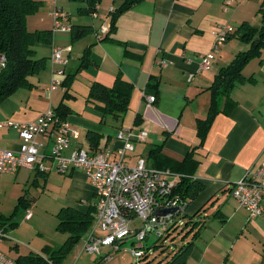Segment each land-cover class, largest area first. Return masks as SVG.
Returning a JSON list of instances; mask_svg holds the SVG:
<instances>
[{
	"label": "crops",
	"instance_id": "crops-1",
	"mask_svg": "<svg viewBox=\"0 0 264 264\" xmlns=\"http://www.w3.org/2000/svg\"><path fill=\"white\" fill-rule=\"evenodd\" d=\"M122 1L119 0V3ZM225 1L140 0L117 17L114 31L104 41L98 42L95 36L86 42L82 40L73 44L67 40L64 44L69 43L71 50L66 53L67 63L72 61L73 67L69 69L67 66L66 74L75 73L78 59L86 47L90 48L88 58L91 63L86 70L75 73L68 91L71 98L64 100L70 111L66 121L70 128L79 132V139L70 141L64 155L68 156L73 148L84 147L91 151L109 152L111 158L115 157L116 150L121 146L115 137L118 125L123 129H133L134 133L146 132L145 140H135L133 151L125 158L129 167L142 158L146 167L151 168L152 162L148 160L147 153L157 146H161V159L177 162H181L192 149V159L196 164L191 168V181L197 186L202 185V188L194 199H188L184 214L194 217L203 210L194 219L204 224L194 240L191 239L193 232L182 240L183 244L192 240L188 263L264 264V206L259 216L250 218L232 200L234 198L228 190L264 158V48L260 56L252 59L242 71L244 78L252 80L236 84L230 93L236 102L234 109L229 115L215 117L201 147H198L196 134V122L205 119L208 113L210 93L207 88L214 75L238 52L248 48L247 44L231 37L215 54L210 69L198 71L201 56L209 53L214 46V29L221 25L247 22V15L253 11L247 3L249 0H240L224 12ZM261 1L256 0L259 4ZM119 5L109 6L102 17L98 14L100 20L104 18L103 22L108 23L109 8ZM100 10L98 7L97 13ZM44 28L41 30H51ZM52 41L50 45L37 46L47 52V59L51 48L59 43L56 37ZM47 62L42 73L28 78L32 85L30 90H18L2 101L0 122L25 124L35 120L46 107L55 108L58 105L63 91L59 89L47 93L49 59ZM162 62L165 66L161 65ZM117 73L133 87L128 110L121 124L114 120L101 122L100 113L86 102L89 87L93 82L111 87ZM189 75L193 77L187 81ZM145 95L155 96L154 103L148 105ZM136 115H139L140 123L135 127ZM89 131L101 136L96 150H92L86 140ZM39 141L46 143L45 152L48 153L50 142L44 138H39ZM20 143L14 128L0 129V148L17 151ZM136 149L139 152L133 155ZM47 163L51 166L50 162ZM32 173L35 176L36 172ZM64 175L72 178L71 183L77 182L78 198L84 201L78 199L79 205L76 201H67L70 203L62 207L86 212L95 200L87 177L79 169H72ZM222 198L226 199L221 204ZM213 205L219 222L207 223L205 212ZM103 249L107 254L108 249ZM20 255H27V252ZM110 263L125 264L123 260Z\"/></svg>",
	"mask_w": 264,
	"mask_h": 264
},
{
	"label": "built area",
	"instance_id": "built-area-1",
	"mask_svg": "<svg viewBox=\"0 0 264 264\" xmlns=\"http://www.w3.org/2000/svg\"><path fill=\"white\" fill-rule=\"evenodd\" d=\"M245 1V0H242ZM241 1V2H242ZM235 0H226L222 10L226 12L234 5ZM98 5L95 7L93 18H97ZM114 7H110L109 12ZM53 28L61 32H69L70 26L66 24L65 15L55 9L52 14ZM63 19V20H62ZM61 20V21H60ZM107 20V18H106ZM108 23L101 25L96 34L99 40L107 32ZM229 25L217 26L214 29V46L212 50L202 55L198 71H208L215 54L226 43L227 38L234 33ZM59 47L51 48L50 62L53 66L52 79L47 87V93L59 90L63 81L64 68L67 64V54ZM5 54H0V72L5 68ZM161 65L165 66V62ZM60 66L63 69H54ZM189 75L187 81L192 79ZM147 104L154 103L155 96L145 95ZM14 128L20 137L21 143L17 151H0V173H15L19 169H26L36 173H50L55 171L66 174L72 169L83 171L89 184L94 190V222L101 234L94 230L88 231L83 251L89 255H96L103 261L110 260V254L118 251L121 243L134 236L138 244L137 249L131 250L134 258L142 254L140 242L147 233L159 237L163 231L172 224L174 215L183 212V205L171 191L175 185L176 177L168 171L148 169L145 161L139 158L134 166H127L125 158L133 151L134 141L143 142L146 132L134 133L133 129L120 128L116 132V140L121 146L116 150L115 157L111 158L109 152L101 150L91 151L84 147L73 148L68 156L64 152L70 147L71 140L79 139L78 130L70 128L67 121L60 122L55 117L52 108L41 113L37 118L25 124L11 121L0 123L1 128ZM44 138L50 142L49 152L46 153V143L39 141ZM47 162H50L51 166ZM170 177L175 181L170 182ZM230 194L235 201L248 213L250 218L259 216L264 206V158L255 169L246 172L242 180L230 186ZM177 208L174 214L161 215L165 209ZM28 211L25 219H30ZM138 221V226L133 224ZM4 233L0 230V241ZM108 249V253L101 256V249ZM0 264H17L0 250Z\"/></svg>",
	"mask_w": 264,
	"mask_h": 264
},
{
	"label": "trees",
	"instance_id": "trees-1",
	"mask_svg": "<svg viewBox=\"0 0 264 264\" xmlns=\"http://www.w3.org/2000/svg\"><path fill=\"white\" fill-rule=\"evenodd\" d=\"M70 1L83 3L85 7L79 8V11L87 12L92 18L93 13H95V7L96 5L99 6L100 2V0ZM139 1L123 0L118 7H114L113 11L107 15V32L97 41H104L114 31L117 17ZM41 6V0H0V54H5L6 57L5 68L0 72V104L17 90L21 88L30 89L32 85L28 78L38 75L46 67V58H36L34 47L36 45H50L52 43V30L29 32L25 29V18L28 15L36 14ZM257 14L261 18L259 27L252 28L248 26L247 22H242L234 29V33L227 38L228 41L231 37H235L247 44L248 48L245 51L238 52L226 66L221 67L214 75L211 85L207 88L210 93L208 113L205 119L196 122V134L199 139L198 147L204 144L205 137L215 117L219 114L229 115L236 106V102L230 97L235 85L252 80V78H244L242 71L252 59L260 56V52L264 48V0L261 1ZM92 31L93 28L90 25H71L69 31L70 40L71 42H76L88 36ZM96 34L97 32L94 33V36ZM89 49V47L84 49L80 57V67L91 63L88 58ZM260 63H262V60ZM115 77L111 87H106L98 82L91 83L86 102L100 113L101 122L106 117H110L116 123L121 124L128 110L133 87L122 79L120 73H117ZM73 78L74 74H67L65 79L61 81V86L63 87L62 99L55 108H52L55 117L60 122H65L70 114L68 107L64 104V100L71 98L68 91ZM139 123L140 117L136 115L133 125L136 127ZM120 128L121 126L118 125V129ZM100 139L101 136L97 133L87 132L86 140L92 150L98 148ZM160 148L161 146H157L148 151V160L152 162L150 167L153 170L168 171L176 177L171 196L177 197L184 207L183 212L175 214L172 224L157 237L158 240H161V244L153 243V246L146 249H143L140 244L142 254L138 259V263L189 264L188 255L192 247V240H194L204 224L203 221H197L194 218L200 216L203 210L194 217L186 216L184 211L188 205V199H194L198 192L201 191L202 185L197 186L195 182L191 181V168L196 164V161L192 159V149L186 153L181 162H177V160L161 159ZM37 175L43 176L45 179V174L36 173L35 176ZM226 187L229 188V186ZM25 196L26 193L19 197V205L26 201ZM93 213L94 209L92 206L86 212H80L71 207H61L56 214L58 219L56 229L67 234L62 245L57 250H54L49 257H43L37 253H29L27 255H19L15 262L17 264L60 263L68 251L78 243L89 229L92 224ZM180 222H183V224L181 225ZM191 233L192 240L184 243L178 249L172 248L173 250H171L170 246L164 245L168 239L181 235L183 240ZM160 254L164 258L156 261V257Z\"/></svg>",
	"mask_w": 264,
	"mask_h": 264
},
{
	"label": "rangeland",
	"instance_id": "rangeland-1",
	"mask_svg": "<svg viewBox=\"0 0 264 264\" xmlns=\"http://www.w3.org/2000/svg\"><path fill=\"white\" fill-rule=\"evenodd\" d=\"M41 1L42 6L38 10V12L33 15H28L25 18L26 31L31 32L35 29L41 30L43 27H45L44 29H51L52 40H54V38L56 37L59 42L54 46L60 47L65 51L69 50L70 52L71 50L69 43L73 44L82 40H85L86 42L87 40L92 39L94 33L99 32L101 25L104 23V18H101L100 20L99 15H101L102 17V15H104L103 11L107 10L109 6H117L120 4L119 0H114V2H112V0H100L99 7L101 8V10L97 13V15H99L97 18H92L87 12L85 13L79 11V8L85 7L83 3H75L70 0ZM236 2L239 3L240 0H237ZM247 3L249 4L250 9L253 8V11L250 12L251 15H247V24L252 28L259 27L261 18L260 15L257 14V10L259 9L260 4L256 2V0H249L247 1ZM55 9L59 10L61 12V15H65L67 20L66 24L68 26L93 25L92 27H94V30L88 36H85L84 38L77 40L76 42H71L69 32H61L53 28L52 14L54 13ZM240 24L241 22H238L237 24L232 23L231 26L233 28H237ZM47 26H49V28H47ZM67 40H69V43L64 44ZM238 41L242 42L240 40ZM37 46L38 45L34 47L36 58L45 57L47 55V52H45L43 49H39ZM50 55L48 59H50ZM48 59L46 58V67ZM78 60L79 65L76 68L75 73H79L88 68L87 65L80 67V58ZM88 65L90 66V64ZM67 66L69 67V69L72 68V61L70 62V64L67 63L64 68V76L62 78L63 80L67 75ZM46 67L42 71H44ZM54 69L63 68L60 66H55ZM52 70L53 69L51 68L50 62V77L47 86L50 85ZM42 71L40 73H42ZM75 73H73L74 77ZM30 89L21 88L19 90ZM59 91L62 92L63 87H61ZM47 110L48 107L43 109L41 113H44ZM106 118V123L112 120L110 117ZM2 150L6 149L0 148V151ZM137 152L139 151L136 149L133 155L137 154ZM35 178L37 179L33 181ZM71 179L72 178L55 171H51L50 173H48L45 176V179L40 175L34 176V173L26 169H22L17 174L0 173V230H2L4 233V238H2L0 241V250L5 255L12 259H16L20 254H26L27 252V254L37 253L39 255L49 257L54 250H57L62 245L67 237V234L56 229V226L58 224L56 214L59 211L60 207L66 206L67 203H70L67 201H76V205L80 204L78 199L84 201L83 198H78L79 193L77 192V182L71 183ZM173 181H175V178L170 177V182ZM24 193H26V201L19 205V197ZM222 199L223 201L221 202V204L224 203L226 198ZM232 200L235 201V199ZM236 205L241 208V206L237 202ZM213 207L214 205L209 206V208L205 212L208 216V220H206L207 223H210L211 221L219 222L217 217L215 216L217 214V209ZM28 211L31 213V217L30 219L26 220L25 216ZM180 224L182 225L183 222H180ZM138 225V221L133 224V226L135 227ZM92 230H94L96 234H101L94 221L92 222V225L89 227L88 231ZM86 236L87 233L80 238L78 243L75 244L70 251H68L65 258L58 264H112L113 262L110 263V261L113 260L114 262L117 260H123L125 264H139V258H134L131 255V250L138 248V244L135 241L134 236L127 238L125 242L121 244V247L118 251H112L109 261L100 260V262L97 261L99 260L98 256L96 257V255H89L83 251L82 246H84ZM140 243L143 249H146L153 246V243L159 245L162 242L161 240H158L155 234L151 232L147 233L145 239ZM164 245L170 246L171 250L180 248L183 245L181 235L176 236L173 239H168L166 243H164ZM104 253L105 249H101V256L106 255V253ZM163 258L164 256L160 254L156 257V261H159Z\"/></svg>",
	"mask_w": 264,
	"mask_h": 264
},
{
	"label": "water",
	"instance_id": "water-1",
	"mask_svg": "<svg viewBox=\"0 0 264 264\" xmlns=\"http://www.w3.org/2000/svg\"><path fill=\"white\" fill-rule=\"evenodd\" d=\"M178 211V209L177 208H172V209H165V210H162L161 212H160V214L161 215H163V216H165V215H167V214H174V213H176Z\"/></svg>",
	"mask_w": 264,
	"mask_h": 264
}]
</instances>
